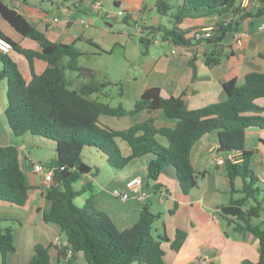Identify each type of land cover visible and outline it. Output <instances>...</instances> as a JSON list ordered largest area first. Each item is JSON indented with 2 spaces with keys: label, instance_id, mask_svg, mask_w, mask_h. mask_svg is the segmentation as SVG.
I'll list each match as a JSON object with an SVG mask.
<instances>
[{
  "label": "trees",
  "instance_id": "obj_1",
  "mask_svg": "<svg viewBox=\"0 0 264 264\" xmlns=\"http://www.w3.org/2000/svg\"><path fill=\"white\" fill-rule=\"evenodd\" d=\"M257 2V6H244L243 1L236 5L235 0H179L175 4L171 0H156L155 7L161 15H169L176 9L171 14L172 26L144 25L145 34L139 38L142 53H149L159 34L163 41L175 45H198L195 33L202 28L192 32L181 28V22L188 17L219 15L210 37L204 40L207 43L205 63L213 67L228 56L227 42L240 21L264 15V0ZM0 15L18 33L35 40L41 47V51L22 47L0 29V37L29 60L31 71L30 78L25 77L9 52L0 50V83L3 80L7 83L5 117L11 132L17 137L40 135L56 143V153L46 163L54 169V181L44 190L51 208L43 218L57 224L67 238L68 244L62 246V251L68 253L66 264H79L80 255L87 264H168L163 241L170 242L171 248L178 251L188 237L184 230H177L172 241L166 234L155 235L154 224L162 215L152 209L157 200L155 195L161 190L157 184L151 195L140 202L137 222L119 229L106 212L94 205L91 180L80 189L75 188L77 182L99 172L98 167L83 160L85 147L101 151L116 171L135 158L152 154L147 178L157 181L168 167H173L187 195L197 186L201 175L191 161L192 148L212 132L217 133V151L226 154L225 170L231 192L238 194L220 207V214L233 225L235 232L250 233L258 240V260H245L244 264H264V199H260L264 190L258 185L260 178L252 165L256 152L247 148L246 137L248 129L264 130V106L257 102L264 100V71L248 73L241 85L236 78L224 81V98L200 108H190L182 96L165 97L160 87H150L135 101L133 108L126 109L122 104L111 105L108 101L111 95L103 91L110 82H97L96 71L79 63L83 52L75 43L51 40L4 0H0ZM124 21L129 23V16ZM88 42L101 49L93 40ZM36 58L47 63L40 73L35 71ZM195 61L196 55H193L190 65L196 74ZM157 109L163 110L167 118L175 119V125L158 127L150 117L127 128L115 129L101 121L104 115L124 117ZM158 136L165 137L168 145L160 143ZM119 141L128 145L130 154L124 153ZM230 154L234 157L229 158ZM237 179L242 182L239 188ZM33 187L21 166L18 146L0 145V201L24 206ZM145 187L149 190L148 184ZM87 191L93 193L79 207L75 199ZM53 247H56L54 243H37L29 264H52ZM15 251L14 228L0 226L2 264H7V253Z\"/></svg>",
  "mask_w": 264,
  "mask_h": 264
},
{
  "label": "crops",
  "instance_id": "obj_2",
  "mask_svg": "<svg viewBox=\"0 0 264 264\" xmlns=\"http://www.w3.org/2000/svg\"><path fill=\"white\" fill-rule=\"evenodd\" d=\"M85 1L66 0L60 7L58 5L57 9L64 14L65 19L61 18L60 14L54 18H60L59 22L65 25L62 27L59 22L54 21V18L47 17V11L31 7L27 0H11V3L4 0L5 3L36 24L51 40L75 44L83 39L80 29L82 23L74 17L81 10V7L76 3ZM87 1L91 4V0ZM242 1L235 0V4H240ZM113 3L126 5V8L132 6L139 14L147 9L143 3L132 2V0H113ZM89 8L94 13H100V10H95L91 5ZM66 20H69L68 23L65 22ZM218 20H220L219 15L188 17L181 22L180 27L193 32L197 28L212 27ZM263 23L264 15L242 19L235 32L241 34L240 38L234 39L235 33L229 38L226 48L228 56L213 67H209L205 63L204 53L207 50V43L190 46L175 45L169 41L154 43L144 58L138 57V66L135 67L137 73L133 77L137 83L136 94H131L130 97L137 100L146 89L160 87L163 96H182L190 108H200L209 103L220 101L225 96L224 81L236 78L238 84L241 85L245 82L248 73L264 71V30L259 28ZM54 28L60 32H53ZM139 28L143 29L144 27L140 26ZM0 29L22 47L41 51L38 42L18 33L1 15ZM28 38L34 43L27 42L28 44L23 45L22 42L27 41ZM156 45L161 48H155ZM96 49L99 51H96L95 54L98 52L110 53L106 48L96 47ZM14 51L17 50L11 49L9 54ZM18 54L23 57L20 52ZM193 55H196V74L190 65ZM36 59L43 61L40 64L42 68L40 73L47 67V63L42 59ZM30 76L29 67L28 75L25 77L30 78ZM257 102L264 106V100L259 99ZM6 107L7 95L3 94L0 97V125L6 127V131L4 136L0 135V145L14 144L18 146L21 166L27 175L29 184L34 186L30 190L29 199L24 206L0 201V226L14 228L16 244V251L7 253L6 260L8 259L9 264H29L37 243L44 245L54 243L56 247L50 251L53 256L52 264H66L65 259L68 253L62 251V246L68 244L67 238L57 224L48 223L43 218L44 213L50 210L51 202L44 195L42 177L33 170L29 152L22 144L16 142L15 139L18 137L13 136L14 134L8 126L5 117ZM106 117H110V119ZM150 117L155 119V124L158 127L175 125V122L169 120L161 109L152 112L143 111L124 117L104 115L101 117V121L115 129H124L136 121L146 120ZM122 118L127 119V123L123 126L121 125ZM28 135H24V137H28ZM246 135L247 138L248 135L251 136L250 143L247 140V148L254 150L257 155V160L254 161L255 164L258 163L257 168L253 165L256 171L260 165H264V130L248 129ZM162 137L158 136L160 143L168 145L167 139ZM253 138H256L255 141ZM217 146L216 132L206 134L193 146L191 161L201 175H199L197 186L191 189L187 195L181 189L174 168H168L157 181L147 178L148 162L153 155L135 158L125 168L118 171L107 165L109 168L106 167V169L110 172L108 178H102L99 169L96 176L88 175L84 180L77 182L75 188L80 189L83 183L91 180L95 190L94 205L98 210L106 212L117 227L122 230L137 222L141 205L134 194L123 200L115 192L117 190L125 191L129 180L141 177L148 184L151 193L156 184L160 185L161 190L164 189L168 192V196L161 200L158 192L155 195L160 204H165L164 210L159 211L162 214L161 218L154 224L155 235L166 234L172 241L177 230H184L188 233L187 239L178 251L171 248L170 242L163 241L162 248L165 250V260L168 264H191L198 258L207 260L208 264H244L245 260L256 262L259 258V243L256 237L250 233L235 232L233 225L220 214V207L223 204H228L230 199L237 197L238 194L231 192L225 163L213 162L217 156L222 158L226 156V154L217 151ZM126 150V155L130 154V149ZM105 160L107 161L106 155ZM36 162L48 163L46 160ZM86 178L88 179L86 180ZM241 184V180L237 179L236 187L239 188ZM87 192L88 196L85 195ZM87 192L81 194L84 196L85 202L93 193L92 191ZM173 209L174 212L171 213L170 211ZM0 264H2L1 255Z\"/></svg>",
  "mask_w": 264,
  "mask_h": 264
},
{
  "label": "rangeland",
  "instance_id": "obj_3",
  "mask_svg": "<svg viewBox=\"0 0 264 264\" xmlns=\"http://www.w3.org/2000/svg\"><path fill=\"white\" fill-rule=\"evenodd\" d=\"M11 3V0H6ZM23 1V0H22ZM28 4L34 8H40L47 11V17L53 19L54 16L59 15L65 19V16L62 12L58 11V5L61 6L66 0H27ZM97 0H91L88 2H77L76 4L81 7L80 11L74 16L77 20H85L88 22V25L80 24L81 34L83 39L78 41L75 45L78 49L83 52V55L79 58V63L90 67L96 71V81L97 82H110L103 91L110 94L109 102L112 106H118L122 104L126 109H131L134 107L135 99L131 98V94H136L137 83L134 81L133 77L136 76L137 70L135 67L138 66V57L144 58L140 45V35L138 28L144 25L151 24H164L172 26L170 21L171 14L175 12L176 9H173L169 15H161L158 13L155 2L156 0H132V2L140 3L147 6L145 12H138L136 8L132 6L119 5L113 3V0H101L102 7L100 13H94L90 10V5H94ZM179 0H171L172 3H177ZM246 1V0H245ZM93 9V8H92ZM129 16V23L124 21V18ZM134 16V17H133ZM59 25L64 27L62 23L59 22ZM58 32L54 28L53 32ZM161 35H156V38ZM88 40H93L98 43L103 49L106 48L110 53L107 52H98L95 54V46L90 44ZM29 43H34L33 40L27 39L23 41L22 44L26 45ZM155 48H161V46H154ZM12 59L17 63L21 73L26 76L28 75L29 65L28 59L23 55L20 56L17 51L10 53ZM43 61L34 60L35 71L39 73L42 69L41 65ZM7 92V83L6 80H3L0 83V97ZM110 119V117H106ZM118 120V119H114ZM173 122H176L175 119H169ZM127 119H121V125H125ZM8 128V126H7ZM252 130H258V128H252ZM6 127L0 125V135H5ZM10 132V131H9ZM250 134V133H249ZM15 136V135H13ZM162 137V136H161ZM250 135H248V142L250 143ZM15 138V137H14ZM165 139V137H162ZM256 139V138H255ZM253 138V140L255 141ZM258 139V138H257ZM18 144L22 146L30 154V162L36 161H49L56 153L55 141L48 139L40 135L29 134L28 137H18L15 139ZM166 140V139H165ZM121 147L123 148L124 153H127L126 149H129L128 145L119 141ZM152 155V154H149ZM83 159L92 166H97L100 169L101 177L106 179L110 176V172L107 168L111 165L105 160V155L96 149L95 147H85L82 153ZM32 160V161H31ZM257 160V155L254 156V161ZM109 167H108V166ZM254 166L257 168V164L253 162ZM111 168H113L111 166ZM173 168V167H168ZM255 169V168H254ZM255 173L260 178L258 185L261 189L264 190V165H260L258 170ZM88 192L85 194L86 196ZM260 199H264V192L261 193ZM75 203L79 207H83L85 204V198L83 195L78 196L75 199ZM165 204H160L159 200H156L152 209L155 213L163 211ZM7 264L8 259H7ZM79 264H87L86 260L81 255V261ZM132 264H138L134 262Z\"/></svg>",
  "mask_w": 264,
  "mask_h": 264
},
{
  "label": "built area",
  "instance_id": "obj_4",
  "mask_svg": "<svg viewBox=\"0 0 264 264\" xmlns=\"http://www.w3.org/2000/svg\"><path fill=\"white\" fill-rule=\"evenodd\" d=\"M243 5L244 6H257L258 2L257 0H243ZM92 7L95 10H101L102 7V1L101 0H97L94 5H92ZM55 22H59L60 18H54ZM69 20H66L65 22L68 23ZM80 23L84 24V25H88V22H86L85 20H79ZM260 29L264 30V23L259 27ZM212 27L209 28H202L201 30L197 31L195 33V38L196 41L198 43V45H203V43L205 42L204 40L208 37H210ZM139 35L142 36L144 35V30L142 28H139L138 30ZM241 34L239 32L235 33L234 35V39H238L240 38ZM155 43H160V42H164L160 37L154 39ZM12 49L11 44L5 39L0 37V50H2L3 52L7 53ZM234 155L230 154L229 158H233ZM226 160V156L225 157H219L217 156L216 158H214L213 162H224L225 163ZM33 166V170L40 174L43 180V187L44 190L48 189L51 184L54 181V169L49 165V164H44L41 162H34L32 164ZM146 183L143 180V178L141 177H134L131 180H129L126 184V190L125 191H116V195L120 198H122L123 200H126L128 198H130L131 194H134L135 198L139 201L142 202L144 201L146 198H148L151 195V191L148 190L146 187ZM160 197L159 199H164L165 197L168 196V192L166 190H160L159 192ZM72 254V251H69V255ZM191 264H208L207 260L205 259H195Z\"/></svg>",
  "mask_w": 264,
  "mask_h": 264
},
{
  "label": "water",
  "instance_id": "obj_5",
  "mask_svg": "<svg viewBox=\"0 0 264 264\" xmlns=\"http://www.w3.org/2000/svg\"><path fill=\"white\" fill-rule=\"evenodd\" d=\"M88 178H86V180H87Z\"/></svg>",
  "mask_w": 264,
  "mask_h": 264
}]
</instances>
